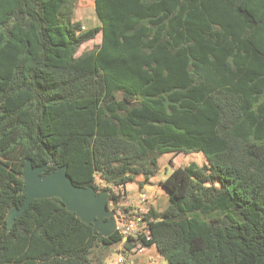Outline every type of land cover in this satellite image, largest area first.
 I'll return each mask as SVG.
<instances>
[{
	"label": "trees",
	"instance_id": "1",
	"mask_svg": "<svg viewBox=\"0 0 264 264\" xmlns=\"http://www.w3.org/2000/svg\"><path fill=\"white\" fill-rule=\"evenodd\" d=\"M76 1L0 0V264H105L122 241L56 198L8 225L25 159L117 200L162 156L194 153L206 163L174 168L166 208L147 209L150 241L122 246L264 264V0H93L87 30Z\"/></svg>",
	"mask_w": 264,
	"mask_h": 264
},
{
	"label": "water",
	"instance_id": "2",
	"mask_svg": "<svg viewBox=\"0 0 264 264\" xmlns=\"http://www.w3.org/2000/svg\"><path fill=\"white\" fill-rule=\"evenodd\" d=\"M47 167L46 164L34 166L31 159H25L21 173L24 202L20 208H13L8 212V225L22 217L32 201L56 198L82 223L92 224L93 233L98 237L107 238L115 232V218L108 211L109 197L106 192L97 193L92 187L74 185L66 167H60L51 173H47Z\"/></svg>",
	"mask_w": 264,
	"mask_h": 264
},
{
	"label": "rangeland",
	"instance_id": "3",
	"mask_svg": "<svg viewBox=\"0 0 264 264\" xmlns=\"http://www.w3.org/2000/svg\"><path fill=\"white\" fill-rule=\"evenodd\" d=\"M73 16L75 21L81 23L84 30L99 26V22L94 12L93 0H77L74 7ZM100 41H101V36L97 35L94 40L84 43L80 47L77 56L80 55L82 52L95 48L97 45L100 44ZM171 157H172V161H170V163H166L162 167V169L159 168L158 173L154 177L150 178V183L144 184V189H145L144 193L145 195H148L150 199H152L153 196L156 197L155 193L159 195V201L161 204L160 209H163L167 206V198L161 194V192L163 191L160 182L171 174L172 169L177 167L183 168L191 163H195L198 166H201L206 163V160L201 153H194L188 155L178 154V155H171ZM138 180H141V178H139ZM140 194L141 192L138 189L129 190L127 193V197H123V196L120 197L119 202L121 204H127L129 202L131 205L136 206L138 207V209H140L144 206L143 204H141L143 202L139 200ZM105 255L106 256L102 260L105 264H115V261L119 255H122L124 259L125 257L130 256L131 259L136 254L125 253V252L122 253V251L119 248V245H113L112 247H110V249L107 252H105ZM153 264H167V263L162 258H158V260Z\"/></svg>",
	"mask_w": 264,
	"mask_h": 264
},
{
	"label": "built area",
	"instance_id": "4",
	"mask_svg": "<svg viewBox=\"0 0 264 264\" xmlns=\"http://www.w3.org/2000/svg\"><path fill=\"white\" fill-rule=\"evenodd\" d=\"M114 196L120 198L117 193H114ZM145 199L146 195L141 193L139 200L144 202ZM107 208L115 218V232L122 239L119 244L122 253H130L122 246V243L127 239L144 241L146 243L150 241L151 237L148 229V221L146 220V215L148 213L147 209H136L131 207L128 203L121 204L119 199L109 200ZM145 249V247H141L134 254H143ZM115 264H126L124 257L119 255Z\"/></svg>",
	"mask_w": 264,
	"mask_h": 264
},
{
	"label": "crops",
	"instance_id": "5",
	"mask_svg": "<svg viewBox=\"0 0 264 264\" xmlns=\"http://www.w3.org/2000/svg\"><path fill=\"white\" fill-rule=\"evenodd\" d=\"M170 159H171V155H164L162 156L161 159H159L158 161V165H159V168L162 169V167L166 164V163H170ZM173 171V169H172ZM141 180H138L137 182H140ZM164 181V179L160 182L162 183ZM147 183H150V180L147 182ZM133 189H138L141 193H144L145 189H144V185L142 186V188H138L137 184H129L125 187L124 191H125V197H127V193L129 190H133ZM162 191L161 194L164 195L166 197V193L164 191V189L162 188ZM145 194V193H144ZM155 196H153L152 199H150L148 197V195H146V199L143 203L144 206L140 209H149V208H152L154 210H156L157 212H162L165 208L163 209H160V201H159V195L157 193H155ZM127 200V199H126ZM128 204L133 207V208H136L138 209V207L136 206H133L131 205L129 202ZM119 245V244H118ZM119 248L120 250L121 247L119 245ZM158 258H161L156 250V248L154 246H150L148 248H146L144 250V253L143 254H136L135 256H133L131 259H130V256L128 257H125V262L126 264H153L155 263Z\"/></svg>",
	"mask_w": 264,
	"mask_h": 264
}]
</instances>
